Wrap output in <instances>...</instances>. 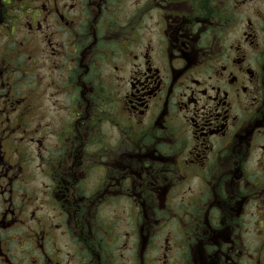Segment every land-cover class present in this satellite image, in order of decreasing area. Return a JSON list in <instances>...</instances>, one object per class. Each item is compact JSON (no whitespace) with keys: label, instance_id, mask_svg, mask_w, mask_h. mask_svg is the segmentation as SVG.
I'll return each instance as SVG.
<instances>
[{"label":"flooded vegetation","instance_id":"flooded-vegetation-1","mask_svg":"<svg viewBox=\"0 0 264 264\" xmlns=\"http://www.w3.org/2000/svg\"><path fill=\"white\" fill-rule=\"evenodd\" d=\"M0 264H264V0H0Z\"/></svg>","mask_w":264,"mask_h":264}]
</instances>
